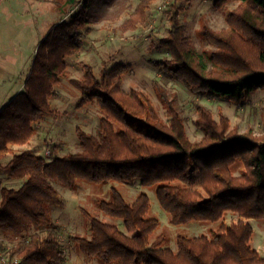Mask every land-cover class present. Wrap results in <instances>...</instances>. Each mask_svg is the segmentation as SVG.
I'll list each match as a JSON object with an SVG mask.
<instances>
[{
  "label": "trees",
  "instance_id": "trees-1",
  "mask_svg": "<svg viewBox=\"0 0 264 264\" xmlns=\"http://www.w3.org/2000/svg\"><path fill=\"white\" fill-rule=\"evenodd\" d=\"M113 1L120 5L118 15L93 12L92 0H83L69 20L54 24L36 47L22 90L0 107V173L20 180L17 187L0 186V232L21 238L14 246L0 245V250L7 252L9 260L17 258L16 264H64L58 226L49 212L52 206H63L53 183L75 188L79 181L102 185L138 179L141 187H155L157 201L171 225L215 223L225 212L236 214L237 220L220 221L208 235L189 238L177 234L172 249L165 246L163 234L152 239L159 220L147 216V193L140 191L127 202L111 186L108 199H98L97 206L104 216L120 220L124 231L82 209L89 235L71 239L85 259L100 264H264V256L249 244L253 233L249 220L264 219V132L229 130L225 117L217 123L208 109L196 103V126L203 134L198 141H190L179 111L160 86L155 89L171 117L168 123L156 114L145 92L120 88L121 76L130 64L105 66L96 76L89 63L79 62L82 76L68 79L80 93L76 106L96 102L100 111L95 134L75 127L78 151L58 155L52 145L54 157L50 160L30 149L13 151L12 146L31 140L41 119L58 116L50 100L54 86L65 75V57L76 54L80 47L76 30L95 20L119 18L125 0ZM153 1L139 0L120 28L134 30L145 24ZM229 1L238 4L227 14L226 27L202 26L199 30L213 47L209 66L185 34L173 6L168 11V34L157 40L170 57L151 63L199 98L217 96L240 104L256 88H264V0H213V4L221 7ZM143 117L148 122L134 124ZM8 154L11 157L2 164ZM237 161L242 168L234 175L232 165ZM191 171L197 172L198 185L206 195L203 199L192 190ZM33 229L36 231L24 236Z\"/></svg>",
  "mask_w": 264,
  "mask_h": 264
},
{
  "label": "rangeland",
  "instance_id": "rangeland-1",
  "mask_svg": "<svg viewBox=\"0 0 264 264\" xmlns=\"http://www.w3.org/2000/svg\"><path fill=\"white\" fill-rule=\"evenodd\" d=\"M139 0H125V9L115 20H95L76 30V42L80 45L76 54L65 57L67 64L65 75L54 86V97L50 100L58 116H47L37 124V132L24 146L14 149V152L30 149L46 160L54 157L51 146L58 149L57 154L74 153L79 150L78 139L74 129L81 127L88 133L95 134L100 111L96 102L88 103L78 108L77 101L80 93L69 83V78H80L83 70L79 62H87L93 67L94 74L107 69L117 63L130 64V69L121 76L120 88L129 92L140 90L145 92L152 103L156 114L168 123L170 115L166 104L160 99L155 86H160L169 102L179 111L183 119L186 136L190 141H198L203 131L196 126L199 117L196 103L211 112L215 122L221 117L228 120L229 130L234 128L239 133L251 130L253 134L264 132V88H256L240 104L230 102L225 98L203 95L197 97L189 93L184 85L159 72L151 63L158 62L170 55L166 48L160 47L157 40L167 36L170 27L168 11L172 8L178 11L179 20L184 25V32L190 37L197 52L201 53L206 64L210 65L209 53L213 49L199 34L202 26L213 30L226 27L225 18L238 2L229 1L221 7H216L213 0H155L146 11V22L134 30H122L120 25L134 12ZM83 0H0V107L3 101L11 98L22 90L23 81L28 73L36 47L48 30L61 20H69L82 6ZM93 12L112 11L118 15L119 6L113 0H92ZM4 99V100H3ZM148 122V117L135 120ZM41 124V125H40ZM10 154L1 163L4 164ZM242 168L240 161L232 165V172L238 175ZM193 180L192 190L203 199L206 195L198 185L197 172H190ZM0 173V186L15 187L13 182ZM58 190L63 206L49 208L52 219L57 224V234L65 252L64 264H100L95 259L87 260L77 252L71 236H88L89 223L82 214V209L93 216L107 222L118 224L124 231L120 220L104 216L97 206L100 198L108 199L109 188L115 186L127 202H131L140 186L138 182L123 183L108 182L95 185L86 181H79L75 188H68L53 183ZM155 187L145 188L150 201L147 216L156 217L159 226L152 235V239L163 234L166 238L165 246L175 249V236L183 234L195 237L208 235L210 230L216 229L220 221L229 224L237 220L231 212H225L222 218L215 222L194 221V224L171 225L168 214L160 207ZM253 229L249 244L255 248L260 256H264V219H250ZM36 230L25 233L24 236ZM21 238L8 237L0 232V245L14 246Z\"/></svg>",
  "mask_w": 264,
  "mask_h": 264
},
{
  "label": "crops",
  "instance_id": "crops-1",
  "mask_svg": "<svg viewBox=\"0 0 264 264\" xmlns=\"http://www.w3.org/2000/svg\"><path fill=\"white\" fill-rule=\"evenodd\" d=\"M10 99V98H9ZM9 99H7V100H4L3 102L4 103H6ZM41 125V124H40ZM39 126V125H38ZM37 126V127H38ZM37 132V131H36ZM26 145V144H25ZM22 146H24V145H22ZM22 146H12V148H13V150L14 149H17V148H20V147H22ZM138 182V184H139V180L138 179H136L134 182ZM5 182H13V185H16L15 187H17L18 185H19V183H20V180L19 179H9V180H6ZM139 186H140V184H139ZM140 190L138 189V192H140V191H145L146 192V190H145V188L144 187H141L140 186ZM147 193V192H146ZM137 195V194H136ZM194 224V222H191V225H193Z\"/></svg>",
  "mask_w": 264,
  "mask_h": 264
},
{
  "label": "built area",
  "instance_id": "built-area-1",
  "mask_svg": "<svg viewBox=\"0 0 264 264\" xmlns=\"http://www.w3.org/2000/svg\"><path fill=\"white\" fill-rule=\"evenodd\" d=\"M17 262V258L9 260L7 252L5 250H0V264H16Z\"/></svg>",
  "mask_w": 264,
  "mask_h": 264
}]
</instances>
